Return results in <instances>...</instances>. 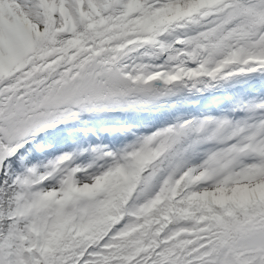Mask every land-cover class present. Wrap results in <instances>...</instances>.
Instances as JSON below:
<instances>
[{
  "label": "snow or ice",
  "instance_id": "1",
  "mask_svg": "<svg viewBox=\"0 0 264 264\" xmlns=\"http://www.w3.org/2000/svg\"><path fill=\"white\" fill-rule=\"evenodd\" d=\"M0 264H264V0H0Z\"/></svg>",
  "mask_w": 264,
  "mask_h": 264
},
{
  "label": "rangeland",
  "instance_id": "2",
  "mask_svg": "<svg viewBox=\"0 0 264 264\" xmlns=\"http://www.w3.org/2000/svg\"><path fill=\"white\" fill-rule=\"evenodd\" d=\"M246 88H248V87H246ZM246 88H244V89H242V91L240 90V88H238V89H235V90H229L230 92H243ZM224 93V92H223ZM221 96H223V95H221ZM220 97V96H219ZM205 103H200V105L199 106H195L194 108H193V110H198V108L199 107H202L203 105H204ZM116 115H118V114H116ZM121 119V118H120ZM128 122L129 123H136V122H134L133 120H129L128 119ZM141 131H143V129H141ZM116 136L118 137V138H120V139H123V136L121 135V134H119V133H117L116 134ZM131 137H129V139H130Z\"/></svg>",
  "mask_w": 264,
  "mask_h": 264
},
{
  "label": "bare ground",
  "instance_id": "3",
  "mask_svg": "<svg viewBox=\"0 0 264 264\" xmlns=\"http://www.w3.org/2000/svg\"><path fill=\"white\" fill-rule=\"evenodd\" d=\"M241 84H243V83H241ZM239 87L238 86H236L235 88H232V89H229V90H235V89H238ZM223 93V92H222ZM224 94H226V93H224ZM218 96H220L221 97V95H218ZM201 103H206V99H204V100H201ZM110 115V114H109ZM147 114H144V116H146ZM118 116H124L123 114H118ZM127 116H130V117H134L133 115H131V114H128Z\"/></svg>",
  "mask_w": 264,
  "mask_h": 264
}]
</instances>
